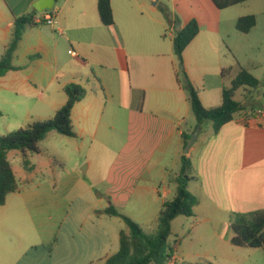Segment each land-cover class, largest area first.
<instances>
[{
  "label": "rangeland",
  "instance_id": "obj_1",
  "mask_svg": "<svg viewBox=\"0 0 264 264\" xmlns=\"http://www.w3.org/2000/svg\"><path fill=\"white\" fill-rule=\"evenodd\" d=\"M123 1L118 0L115 14L116 30L122 37L113 39L108 49L95 51V55L100 53L112 58L111 64L107 68L92 66L93 70L88 69L90 82H83L87 95L82 105L88 106L96 94L101 96L99 104L110 102L103 118L108 124L98 126L97 133V119L93 114L101 115L98 110L92 112L84 136L69 137L52 130L40 143L41 153H28L30 170L27 171L20 151L8 153L18 190L9 194L6 204L0 207V220L6 227H0V237L3 236L2 240L9 237V243L0 240V264L28 261L90 264L115 254L120 248V232L129 233V227L122 217L106 213L111 206L133 219L144 231L152 233L156 229L162 208L149 194L143 199L139 195L141 191H137L131 201L117 205L110 204L112 201L108 199L107 177L111 164L130 144L128 116L123 107L119 109V104H127L121 102L122 84L119 85L113 70L119 67L114 60L116 48L127 52L128 69L121 76L127 86L141 72L143 60L148 61L152 56L155 62V53H172L173 38L182 29L181 24L196 18L200 32L187 50L192 66L186 70V55L181 59L175 57L183 86L185 75L190 78L191 74L195 82L190 80L204 106L217 107L222 103V89L230 87L239 71L245 68L260 80L252 105L264 104V0H249L226 9L217 8L211 0H162L171 14L170 21L159 10L155 11L153 1L132 0L134 6L128 13L122 7ZM140 3L143 8L139 7ZM252 14L257 19L256 27L248 35L239 32L238 17ZM175 17L178 20L173 25L171 20ZM25 44L17 46L12 64L30 68L0 77V135L52 118L67 97L58 84L49 85L51 78L63 69L79 68L76 60L67 54L68 48L75 47L63 42L58 61L48 66L42 64L32 76V65L23 55ZM2 51L0 48V55ZM224 69L227 71L223 76ZM135 94L143 101L145 110L157 101L156 91L150 89ZM193 116L191 111L190 118L182 123L186 132L194 127ZM212 124L205 122L204 129H211ZM80 125L74 114L76 132H80ZM166 164L170 177L178 172L174 156H169ZM192 181L188 189L199 197V204L194 209L195 215L179 216L173 221L170 246L174 252L169 264H264L262 248L238 247L230 241L235 214L250 219L257 209L241 207L230 212L214 209L202 199L200 186L197 191Z\"/></svg>",
  "mask_w": 264,
  "mask_h": 264
},
{
  "label": "crops",
  "instance_id": "obj_2",
  "mask_svg": "<svg viewBox=\"0 0 264 264\" xmlns=\"http://www.w3.org/2000/svg\"><path fill=\"white\" fill-rule=\"evenodd\" d=\"M37 1L0 0V48L3 50L0 60L11 40L16 18L29 14L34 17L40 13L34 7ZM134 1H123L122 7L126 8L127 13L134 6L132 3ZM150 1L156 2V0ZM118 4V0H112L115 19ZM160 5L166 6L162 0H159L156 5L154 4L155 11L159 10L164 15ZM143 6L142 3L139 4V7L143 8ZM51 11L57 17L58 23L53 27L45 23L27 26L18 44L19 46L26 42L27 47L23 55L32 65L30 75L34 76L33 73L42 64L48 66L56 63L60 56L61 44L67 42L75 47L74 50L68 48L67 54L76 60L79 68L74 66L59 71L53 75L49 85L58 84L63 90L70 83L83 86V82L90 79L88 69H92V66L97 68L110 66L112 58L100 53L95 55V51L108 49L113 39L122 37L116 30L117 19L112 26H104L99 18L97 0H56ZM168 13L165 19L170 21L171 14L169 11ZM177 20V17L172 18L171 23L175 25ZM157 22L164 25L159 19ZM187 23H182V28ZM252 30L243 34L248 35ZM193 41L183 52L184 56L186 55V70L193 64L187 52ZM70 50L76 55L70 54ZM174 53V50L168 55L155 53V62L152 61V56L148 61L143 60V65L140 66L143 67L141 72L136 74L133 80L130 79L129 85L126 86L124 82L122 83L121 76L128 69L127 52L123 48H116L114 60L119 67L113 70L118 76L119 85L122 84L119 89L121 102L127 104H119V109L123 107V112L128 116L130 144L115 156L111 164L107 177L108 199L112 201L110 204L117 205L131 201L137 191H141L139 195L143 199L149 194L162 208L166 201L175 196L177 185L174 179L179 175L181 157L186 147L184 135L194 132L197 120L194 115V127L187 132L182 129V123L190 118L192 107L188 93L179 79L175 58L177 55ZM14 66L18 69L11 70L7 74L30 68L29 65ZM190 78L195 82L191 74ZM257 88L249 86L240 88L235 94V99L243 105V109L218 131H215L213 124V127L207 130L201 125V134L191 147L190 153L186 155L192 164L194 180L191 182L192 185L197 191L200 186L202 199L214 209L225 212L241 207L264 209V104H257L256 107L252 105ZM108 89L110 90V87ZM149 89L156 91L157 101L145 110L143 101H140V97L135 93ZM86 95L87 91L84 98ZM100 97L96 94L90 99L88 106L82 105L84 98L75 104L72 121L76 114L82 126L80 132L74 130L76 136L87 134L86 127L90 124L93 111H101V115L95 112L93 114L97 119V133L98 126L108 124L103 118L110 102L101 105L97 102ZM169 156H174L179 167L178 172L172 177L168 174L166 164ZM0 227L6 228L3 220H0ZM6 234L10 233L6 232ZM2 237H0L1 242L9 243V237H4V240L1 239ZM108 257L110 256L100 258L98 261ZM26 264L41 263L28 261Z\"/></svg>",
  "mask_w": 264,
  "mask_h": 264
},
{
  "label": "trees",
  "instance_id": "obj_3",
  "mask_svg": "<svg viewBox=\"0 0 264 264\" xmlns=\"http://www.w3.org/2000/svg\"><path fill=\"white\" fill-rule=\"evenodd\" d=\"M159 1V0H156ZM219 9H226L249 0H211ZM160 10L168 17L166 6L160 5ZM97 9L101 23L112 26L115 18L112 9V0H97ZM31 14L16 18L12 37L5 54L0 60V77L11 70L18 68L12 64L13 54L21 41L27 26L34 25ZM257 24L255 15H244L237 19L236 29L241 33H249ZM200 32V24L196 18L191 19L173 39L174 52L181 59L184 50L192 43ZM227 70H223V76ZM260 80L248 69L242 68L230 87L224 88L222 103L217 107H205L201 101L199 91L188 75H185L184 88L188 92L193 114L197 126L211 121L215 131L224 124L232 121L243 105L235 99L236 92L242 87L257 88ZM67 101L57 110L55 115L47 120L35 121L26 127L20 128L8 135H0V207L6 204L9 194L18 190V182L8 153L18 150L22 153L26 170H30L28 153H41L40 143L46 139L52 130L69 137H76L74 131L72 112L75 104L84 98L86 89L81 84L70 83L64 88ZM191 134H185V146ZM192 164L186 155L181 157L179 175L174 179L176 183L175 196L166 201L159 213L156 229L150 233L144 231L133 219L120 213L111 206L106 213L120 216L129 227V233L120 232L119 250L105 260L91 262L90 264H169L174 249L170 246L172 236V223L179 216L195 215V207L199 204L196 195L188 189V183L193 180ZM232 224L234 232L231 243L238 247L262 248L264 250V209L251 213L247 219L241 214H235Z\"/></svg>",
  "mask_w": 264,
  "mask_h": 264
},
{
  "label": "water",
  "instance_id": "obj_4",
  "mask_svg": "<svg viewBox=\"0 0 264 264\" xmlns=\"http://www.w3.org/2000/svg\"><path fill=\"white\" fill-rule=\"evenodd\" d=\"M56 4V0H38L35 4L34 7L38 12H43L45 10H52ZM154 4H157V1L154 2ZM181 67H183L181 65ZM202 131L201 124L197 126L195 131L191 134L190 140L188 141L185 149H184V155H188L190 153L191 147L197 142L200 134Z\"/></svg>",
  "mask_w": 264,
  "mask_h": 264
},
{
  "label": "built area",
  "instance_id": "obj_5",
  "mask_svg": "<svg viewBox=\"0 0 264 264\" xmlns=\"http://www.w3.org/2000/svg\"><path fill=\"white\" fill-rule=\"evenodd\" d=\"M33 22L37 24L45 23L49 26H55L58 23L57 17L52 13L51 10L40 12L33 17ZM70 54L76 55L73 50L69 51Z\"/></svg>",
  "mask_w": 264,
  "mask_h": 264
}]
</instances>
